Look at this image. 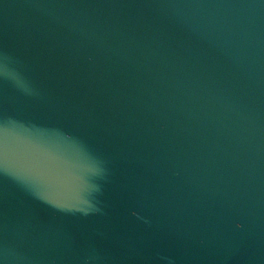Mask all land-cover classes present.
I'll return each instance as SVG.
<instances>
[{"label":"water","instance_id":"1","mask_svg":"<svg viewBox=\"0 0 264 264\" xmlns=\"http://www.w3.org/2000/svg\"><path fill=\"white\" fill-rule=\"evenodd\" d=\"M0 264H264V0H0Z\"/></svg>","mask_w":264,"mask_h":264}]
</instances>
